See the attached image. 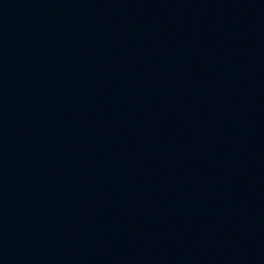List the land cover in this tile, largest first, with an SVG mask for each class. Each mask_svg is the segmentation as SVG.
<instances>
[{"label": "water", "instance_id": "1", "mask_svg": "<svg viewBox=\"0 0 264 264\" xmlns=\"http://www.w3.org/2000/svg\"><path fill=\"white\" fill-rule=\"evenodd\" d=\"M0 264H264V0H0Z\"/></svg>", "mask_w": 264, "mask_h": 264}]
</instances>
